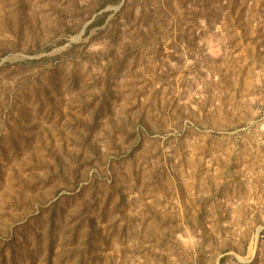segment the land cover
<instances>
[{
	"label": "rangeland",
	"instance_id": "374dc122",
	"mask_svg": "<svg viewBox=\"0 0 264 264\" xmlns=\"http://www.w3.org/2000/svg\"><path fill=\"white\" fill-rule=\"evenodd\" d=\"M0 264H264V0H0Z\"/></svg>",
	"mask_w": 264,
	"mask_h": 264
}]
</instances>
